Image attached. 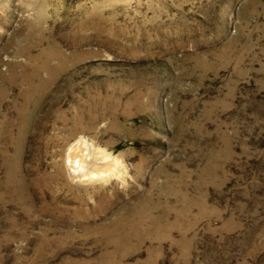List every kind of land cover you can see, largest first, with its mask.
Listing matches in <instances>:
<instances>
[{
    "label": "rangeland",
    "instance_id": "obj_1",
    "mask_svg": "<svg viewBox=\"0 0 264 264\" xmlns=\"http://www.w3.org/2000/svg\"><path fill=\"white\" fill-rule=\"evenodd\" d=\"M0 264H264V0H0Z\"/></svg>",
    "mask_w": 264,
    "mask_h": 264
},
{
    "label": "bare ground",
    "instance_id": "obj_2",
    "mask_svg": "<svg viewBox=\"0 0 264 264\" xmlns=\"http://www.w3.org/2000/svg\"><path fill=\"white\" fill-rule=\"evenodd\" d=\"M84 144H85L84 141L78 142L77 144L72 145L71 149L68 152V160L70 161L69 164H70L73 171H76L82 167H85V164L89 160V158L87 160V158L85 159V157H83L84 155L87 154L86 148L84 147ZM81 160H82V162H81ZM91 163H94V162H91ZM91 163L89 161V164H91ZM80 170H82V169H80Z\"/></svg>",
    "mask_w": 264,
    "mask_h": 264
}]
</instances>
